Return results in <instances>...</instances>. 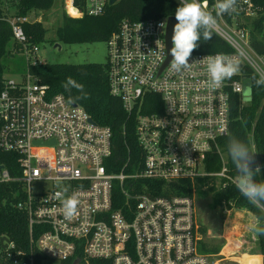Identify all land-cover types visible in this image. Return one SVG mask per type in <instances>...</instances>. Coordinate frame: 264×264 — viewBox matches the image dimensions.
Returning <instances> with one entry per match:
<instances>
[{
	"label": "built area",
	"instance_id": "built-area-1",
	"mask_svg": "<svg viewBox=\"0 0 264 264\" xmlns=\"http://www.w3.org/2000/svg\"><path fill=\"white\" fill-rule=\"evenodd\" d=\"M18 1L0 0V23L11 34L8 52L20 54L27 64L21 80L6 78L5 72L1 79L0 184H17L10 191L11 205L25 214L27 243L18 246L0 234V264H35L38 256L42 264L61 262L77 249L87 258L112 264H218L201 250L194 200L196 192L209 189L210 184L198 187L199 180L216 189L235 185L221 140L229 135L234 102L244 104L243 68L258 78L264 74V56L252 48L249 27L237 23L258 15V0H237L231 23L216 14V0L211 5L199 0L216 17L214 32L232 51L192 52L190 67L180 72L171 69L165 44L169 16L123 19L110 34L108 90L133 117L141 150L139 158L129 155L117 171L108 169L114 166L111 129L63 94H48V85L28 71V66L44 62H39V44L28 40L23 24L42 23V10L18 15ZM107 3L84 0L76 8L74 0L58 1L60 14L73 19L100 15ZM217 54L239 60L240 71L212 88L207 57ZM211 155L219 157V169H209ZM35 181L49 186L32 192ZM158 181H189L191 195H159ZM73 194L79 203L69 219L63 200ZM230 204L222 201L227 216L238 209Z\"/></svg>",
	"mask_w": 264,
	"mask_h": 264
},
{
	"label": "trees",
	"instance_id": "trees-1",
	"mask_svg": "<svg viewBox=\"0 0 264 264\" xmlns=\"http://www.w3.org/2000/svg\"><path fill=\"white\" fill-rule=\"evenodd\" d=\"M59 0H57L58 2ZM213 4V0H207ZM55 0H19L15 5L18 15H27L33 10H49ZM84 0H74L76 8H81ZM261 10L251 20L242 22L249 27V41L252 48L259 54H264V0H258ZM217 3V0H216ZM180 6L176 0H118L113 4L107 3L104 12L100 15H84L73 19L61 15L60 22L55 30L52 43L61 41H96L106 40L110 34L117 30L123 19L139 20L144 18H159L175 15L176 8ZM232 15L223 14L222 17L231 23ZM24 32L30 42L40 44L45 40L47 29L43 23H25ZM11 42L9 27L0 23V89L3 87L2 75L6 70L5 60L10 57L8 48ZM230 46L213 31L211 40L205 42L203 38L198 42V47L193 52L200 53H228ZM28 71L35 76L39 83L48 85V94L61 93L69 101V96L77 97L86 94V98L76 99L74 102L82 106L92 119L100 125L111 129L112 154L110 160L114 162L109 170L117 171L131 155V159H137L141 150L137 144L134 132L133 117L127 116L118 98L110 95L107 82V64L104 63H41L28 66ZM244 79L249 83L252 99L249 103L240 105L236 100L232 106V122L229 135L221 140L226 153L228 173L235 177L236 169L228 154L227 142L229 137H236L249 145L254 154V168L260 166V174L256 176L257 182H264V86H256L255 79H259L251 69L243 68ZM243 79V80H244ZM71 81V83H69ZM83 85V93L74 85ZM65 85H68L66 89ZM220 168L217 155H211L209 169ZM12 174L17 171L11 170ZM152 184L151 181H147ZM209 185V192L213 194V204L222 206V201L227 207L246 209L257 219L264 222V213L259 212L254 206L239 193L234 184H227L223 188L216 189L210 181L199 180V186ZM17 184H0V234L9 236L18 246H26V217L25 214L11 205V189ZM159 195H191L189 181L155 183ZM144 192L146 190H140ZM148 191V190H147ZM200 192V191H199ZM152 193V192H151ZM230 202V203H229ZM115 208V207H114ZM202 231V229H201ZM203 232V231H202ZM258 248L264 264V236H258ZM203 252H218L217 245L201 242ZM79 259V264H112L111 261L101 258H87L81 249H77L72 258H68L57 264H72L73 259ZM35 264H42L41 257H37ZM243 264H260L258 256L244 255Z\"/></svg>",
	"mask_w": 264,
	"mask_h": 264
},
{
	"label": "rangeland",
	"instance_id": "rangeland-1",
	"mask_svg": "<svg viewBox=\"0 0 264 264\" xmlns=\"http://www.w3.org/2000/svg\"><path fill=\"white\" fill-rule=\"evenodd\" d=\"M14 8L11 7V13ZM61 9L55 0L54 5L49 10L41 11L42 23L47 29L45 40L39 44L38 60L47 63H104L107 60L106 40L96 41H72L58 42L60 48L53 47L52 39L55 36V30L60 22ZM248 21V19L239 18L237 23ZM253 56V53L249 51ZM264 56V55H260ZM255 59L257 57L253 56ZM241 64V62H240ZM5 77L21 80L24 77L27 64L20 54H13L5 60ZM242 92L241 101L246 104L249 89L252 99L249 83L244 79L241 82ZM251 101V100H250ZM49 184L45 181H35L31 184L32 192H39L47 188ZM195 218L199 225L200 234L203 241L209 244L217 245L218 252H206L212 260L218 264H241L240 260L244 255H254L258 252L257 234L253 231L255 221L253 214L249 211L237 209L234 215L227 216L221 206L213 204V194L208 191L196 192L195 200ZM243 209V208H242ZM256 220V219H255ZM222 252V254H218ZM225 256V257H224ZM55 260H46L44 264H57ZM243 263V261H242Z\"/></svg>",
	"mask_w": 264,
	"mask_h": 264
},
{
	"label": "clouds",
	"instance_id": "clouds-1",
	"mask_svg": "<svg viewBox=\"0 0 264 264\" xmlns=\"http://www.w3.org/2000/svg\"><path fill=\"white\" fill-rule=\"evenodd\" d=\"M217 15L235 13L237 11V0H217L215 5ZM177 23L173 28L172 47L169 54L172 57L170 67L175 72L190 67L189 58L198 47V42L203 38L205 42L213 37V31L217 25L216 17L206 11V4L201 5L199 0H181L180 6L175 10ZM240 71V61L228 55L217 54L207 57V74L210 78V86L218 88L226 79H231ZM71 83V81H69ZM256 86H264V74L255 79ZM66 89L68 85H65ZM83 93V85H74ZM86 98L82 96H69V102L76 99ZM251 100L250 89L247 97ZM228 154L236 169L234 183L239 193L254 206L259 212L264 213V182H257L256 176L260 174V166L255 168L254 152L244 141L232 136L227 142ZM67 191V189H65ZM78 199L75 194L63 200V210L66 218L71 219L77 212ZM253 231L258 236H264V222L257 217L253 224Z\"/></svg>",
	"mask_w": 264,
	"mask_h": 264
},
{
	"label": "water",
	"instance_id": "water-1",
	"mask_svg": "<svg viewBox=\"0 0 264 264\" xmlns=\"http://www.w3.org/2000/svg\"><path fill=\"white\" fill-rule=\"evenodd\" d=\"M110 4L115 3L118 0H108ZM177 23L175 16H169L167 19V24H166V32H165V44H166V49L168 52V58H170L169 50L171 48V43H172V35H173V28L174 25ZM55 48H60L58 43H55L54 46ZM74 105V104H73ZM80 260L79 259H74L72 261V264H79Z\"/></svg>",
	"mask_w": 264,
	"mask_h": 264
},
{
	"label": "crops",
	"instance_id": "crops-1",
	"mask_svg": "<svg viewBox=\"0 0 264 264\" xmlns=\"http://www.w3.org/2000/svg\"><path fill=\"white\" fill-rule=\"evenodd\" d=\"M240 210L242 211V210H245V209H240ZM235 214H237V213H234V214H232V215L235 216ZM255 219H256V218H254L253 221H256ZM258 249H259V248H258ZM254 255L259 257V263L262 264V255L260 254V251L258 250V252H256ZM248 256H253V255H248ZM239 260H240L241 264H243V263H242V261H243V257H242L241 259H239Z\"/></svg>",
	"mask_w": 264,
	"mask_h": 264
}]
</instances>
